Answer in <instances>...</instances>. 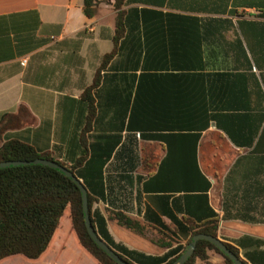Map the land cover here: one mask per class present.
I'll return each instance as SVG.
<instances>
[{
	"label": "crops",
	"instance_id": "0c3cea01",
	"mask_svg": "<svg viewBox=\"0 0 264 264\" xmlns=\"http://www.w3.org/2000/svg\"><path fill=\"white\" fill-rule=\"evenodd\" d=\"M113 1L96 0L88 18L83 0H0V119L19 106L28 113L2 141L66 165L83 155L78 180L104 215L120 210L168 224L170 211L180 219L171 199L203 191L200 173L217 238L245 263L264 264V0H123V35L91 92L95 116L83 132L81 93L112 49ZM190 113L219 124L191 132V169ZM110 223L114 241L127 246ZM216 259L224 264L216 256L210 264Z\"/></svg>",
	"mask_w": 264,
	"mask_h": 264
},
{
	"label": "trees",
	"instance_id": "16d2710c",
	"mask_svg": "<svg viewBox=\"0 0 264 264\" xmlns=\"http://www.w3.org/2000/svg\"><path fill=\"white\" fill-rule=\"evenodd\" d=\"M95 3L96 0H83L82 11L86 17L92 16ZM122 6L123 0L113 1L115 18L112 49L102 56L91 84L81 93L87 110L83 132L95 116L91 92L99 85V74L115 56L117 43L123 35ZM238 77L235 76L234 79L239 81ZM23 110L25 111L19 106L16 113H6L0 119V162L49 160L66 168L79 179L76 169L84 162L83 155L71 165H66L53 160L47 152L37 151L27 143L11 138L2 141L1 136L6 131L18 130L23 126L22 117L28 116V113H22ZM190 116L192 118L188 137L191 169L195 164V145L198 139V135L191 132L206 130L210 120L215 121L217 126L219 124L216 116H209L208 113H190ZM196 120L200 122L198 125L195 124ZM142 154L143 168L149 176L150 169L145 164L147 153L142 150ZM159 167L161 168V165ZM157 177L158 175L154 174L151 178ZM198 177L205 182L203 191H189L181 198H172L171 206L180 215V219L167 211L164 214L169 221L168 224L159 217L146 214L142 220H138L120 210L106 211L104 215L94 208L97 200L90 195L89 184L82 180L81 184L87 192V210L91 226L96 235L128 264H169L181 255L192 236L204 234L217 238L218 218L209 206L206 195L209 183L200 173ZM143 187L144 190L162 189L151 187V183H144ZM161 200L167 201L169 198H160L159 201ZM107 222H113L147 239L163 250V253L150 255L115 242L107 229ZM177 237L185 238V244H178ZM223 244L247 264L239 257L235 247ZM16 256L23 258L21 260L23 264H116L89 237L84 226L81 196L76 185L62 173L42 165L0 169V264H11L10 260ZM215 256L224 264H232L215 246L201 240L196 243L193 254L184 264H210L211 258Z\"/></svg>",
	"mask_w": 264,
	"mask_h": 264
},
{
	"label": "water",
	"instance_id": "95a60500",
	"mask_svg": "<svg viewBox=\"0 0 264 264\" xmlns=\"http://www.w3.org/2000/svg\"><path fill=\"white\" fill-rule=\"evenodd\" d=\"M28 165H42L49 167L51 169H54L60 173H62L64 176H66L68 179H70L78 188L81 196V208H82V214H83V221L84 226L86 228V231L91 238V240L96 244L98 248H100L108 257H110L114 263L116 264H128L124 260H122L117 253H115L110 247H108L94 232L90 218L88 215L87 210V193L85 188L82 186L81 182L66 168L62 167L61 165L44 159H35L32 161H5L0 162V169L1 168H7V167H17V166H28ZM207 241L213 246H215L222 255L227 257L232 264H244L240 259H238L232 252H230L227 247L223 244L222 241H220L218 238H214L212 236L204 235V234H197L191 237L190 242L185 245L183 252L181 255L174 260L173 262L169 264H184L189 257L193 254V251L195 249L196 243L198 241Z\"/></svg>",
	"mask_w": 264,
	"mask_h": 264
},
{
	"label": "rangeland",
	"instance_id": "374dc122",
	"mask_svg": "<svg viewBox=\"0 0 264 264\" xmlns=\"http://www.w3.org/2000/svg\"><path fill=\"white\" fill-rule=\"evenodd\" d=\"M9 139H10L9 136L3 137V140H9ZM109 227L112 232V235L116 239L122 241L127 246L150 255H156L159 253V249L154 245H152L147 239L139 237L114 223H110ZM22 259L23 258L16 256V257H12L10 262L11 264H21L23 262L21 261ZM214 264H220L219 260L216 259L214 261Z\"/></svg>",
	"mask_w": 264,
	"mask_h": 264
},
{
	"label": "built area",
	"instance_id": "2783aa9c",
	"mask_svg": "<svg viewBox=\"0 0 264 264\" xmlns=\"http://www.w3.org/2000/svg\"><path fill=\"white\" fill-rule=\"evenodd\" d=\"M25 63H26V59H22V60L19 62V64H20L21 66L25 65Z\"/></svg>",
	"mask_w": 264,
	"mask_h": 264
}]
</instances>
